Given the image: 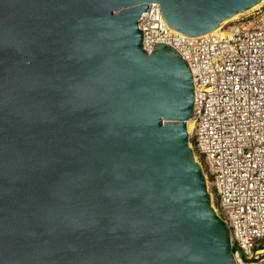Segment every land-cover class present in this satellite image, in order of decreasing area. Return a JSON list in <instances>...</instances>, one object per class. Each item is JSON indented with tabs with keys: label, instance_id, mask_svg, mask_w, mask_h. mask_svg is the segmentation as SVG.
Wrapping results in <instances>:
<instances>
[{
	"label": "water",
	"instance_id": "obj_1",
	"mask_svg": "<svg viewBox=\"0 0 264 264\" xmlns=\"http://www.w3.org/2000/svg\"><path fill=\"white\" fill-rule=\"evenodd\" d=\"M262 2L0 0V264H237L192 73L139 21L196 38Z\"/></svg>",
	"mask_w": 264,
	"mask_h": 264
},
{
	"label": "built area",
	"instance_id": "obj_2",
	"mask_svg": "<svg viewBox=\"0 0 264 264\" xmlns=\"http://www.w3.org/2000/svg\"><path fill=\"white\" fill-rule=\"evenodd\" d=\"M231 25L221 35L186 37L168 27L158 4L139 21L148 54L168 46L192 73L190 147L237 264H264V5Z\"/></svg>",
	"mask_w": 264,
	"mask_h": 264
},
{
	"label": "bare ground",
	"instance_id": "obj_3",
	"mask_svg": "<svg viewBox=\"0 0 264 264\" xmlns=\"http://www.w3.org/2000/svg\"><path fill=\"white\" fill-rule=\"evenodd\" d=\"M263 5H264V0H263V2H262L260 5L256 6L255 8H253L252 10H250L249 12H252L253 10L256 11V10L260 9ZM260 6H261V7H260ZM249 12L244 13V14H248ZM244 14L238 15V16L234 17V19L232 18V19H231L232 21L229 20V21H230L229 23L234 22V20H237V18H239V16H242V15L244 16ZM226 22H228V21H226ZM226 22H224L223 24H225ZM225 26H226V25H221L220 28H219L218 30H216L215 32H213V33L210 34V35H221L222 30H223V28H224ZM193 130H194V118L190 119V120L188 121V123H187V131H188V134H189V135L192 134Z\"/></svg>",
	"mask_w": 264,
	"mask_h": 264
},
{
	"label": "rangeland",
	"instance_id": "obj_4",
	"mask_svg": "<svg viewBox=\"0 0 264 264\" xmlns=\"http://www.w3.org/2000/svg\"><path fill=\"white\" fill-rule=\"evenodd\" d=\"M261 7V6H260ZM253 12H255V10H253L252 12H249L248 14H244V16L242 15V16H239V18H237V20H234V22H231L232 23V25H231V27H234V26H236L237 24H238V21L241 19V18H243V17H247V16H249L250 14H252ZM234 19V18H233ZM230 21H232V20H230ZM230 21H228V22H226L225 24H222V25H229V24H231V23H229ZM197 161V160H196ZM198 162V161H197ZM209 190V192L210 193H212L213 195H214V192L211 190V188H209L208 189ZM217 203H216V201L214 200V202H212V206H213V208H217V205H216Z\"/></svg>",
	"mask_w": 264,
	"mask_h": 264
},
{
	"label": "trees",
	"instance_id": "obj_5",
	"mask_svg": "<svg viewBox=\"0 0 264 264\" xmlns=\"http://www.w3.org/2000/svg\"><path fill=\"white\" fill-rule=\"evenodd\" d=\"M236 249H234V253H235Z\"/></svg>",
	"mask_w": 264,
	"mask_h": 264
}]
</instances>
